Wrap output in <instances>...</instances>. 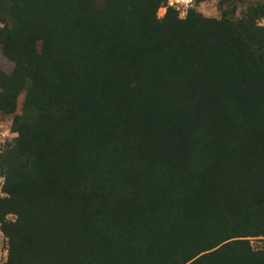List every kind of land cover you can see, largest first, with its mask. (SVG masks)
<instances>
[{"label":"trees","instance_id":"obj_1","mask_svg":"<svg viewBox=\"0 0 264 264\" xmlns=\"http://www.w3.org/2000/svg\"><path fill=\"white\" fill-rule=\"evenodd\" d=\"M0 0L4 264H264V5Z\"/></svg>","mask_w":264,"mask_h":264},{"label":"rangeland","instance_id":"obj_2","mask_svg":"<svg viewBox=\"0 0 264 264\" xmlns=\"http://www.w3.org/2000/svg\"><path fill=\"white\" fill-rule=\"evenodd\" d=\"M255 5H264V0H195V3L189 9H194L198 13L202 14L205 17L212 18H230L233 20H239L246 16V11L250 6ZM188 9V10H189ZM162 16H157L158 18H163L167 12ZM187 10V11H188ZM163 11L161 10L160 13ZM159 13V11H157ZM185 14H179L180 18H184ZM260 19L258 21L259 23ZM1 27V23H0ZM13 66L11 60H9L6 56H4L0 50V71H10ZM25 91H21L18 94L16 101V109L14 113H6L0 111V198L8 197L7 193L3 191V185L5 182L4 177V169L2 168V154L11 144H13L17 132L13 131V120L15 115L21 114L24 100H25ZM7 210V205H0V216L4 215V217L8 220L15 219V215L12 213H5ZM8 244L9 239L6 237L5 233L2 230V225L0 223V264H4V262L8 258ZM251 244L255 248H264V237H257L251 239Z\"/></svg>","mask_w":264,"mask_h":264},{"label":"built area","instance_id":"obj_3","mask_svg":"<svg viewBox=\"0 0 264 264\" xmlns=\"http://www.w3.org/2000/svg\"><path fill=\"white\" fill-rule=\"evenodd\" d=\"M194 3L195 0H164V4L158 9L159 13H157V16H162L167 8H173L179 12V14H185ZM161 10L163 11L162 13H160ZM259 23L264 25V16L260 19Z\"/></svg>","mask_w":264,"mask_h":264}]
</instances>
